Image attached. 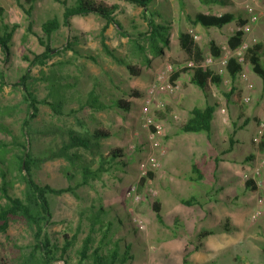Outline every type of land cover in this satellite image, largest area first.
<instances>
[{"label": "rangeland", "instance_id": "374dc122", "mask_svg": "<svg viewBox=\"0 0 264 264\" xmlns=\"http://www.w3.org/2000/svg\"><path fill=\"white\" fill-rule=\"evenodd\" d=\"M59 1L67 4L73 2ZM105 1L119 6L116 19L127 35L135 36L145 31L146 23L140 8L126 0ZM227 1L229 4L219 5L202 0H155L150 9L160 15L159 19L155 18L157 23L168 24V44L162 48L161 55L151 58L147 65L132 59V64L140 70V76L134 78L102 51L100 30L104 21L100 18L94 15L72 18L70 27L60 25L53 34L50 45L52 58L44 72L55 73L62 80L60 83H81L79 90L82 93L97 82L104 94L119 97L122 89H131L138 91L141 98L131 99L134 106L125 116L113 110L104 113L87 110L77 114L90 129H105L112 133L110 138L102 141V154L107 156L110 151L122 150L121 160L126 164L114 167L110 173L103 174L101 180L78 189L76 197L64 194L53 198L51 233L70 236L77 228L79 214L88 211L92 204L102 203L112 209V215H128V221L116 238L122 237L126 243L132 244L133 259L130 264H183L184 258L186 264H264V206L258 203L259 199H264V165H260L263 153L253 142L259 124L264 123V85L261 80L246 66L245 81L240 79L243 95L239 104L227 102L216 88L206 98L190 84L189 76L185 73L180 75L172 91H160L156 87L160 83L168 85L171 73L189 64L187 56L178 46L179 32H189L194 36L203 51L202 64L213 57L209 52L210 41H214L222 53L228 48L227 39L237 30V25L232 23L222 29L207 30L192 23L196 13L221 15L232 12L247 19V9L252 8L257 21L251 25L246 39H264V28L261 27L264 23V0ZM1 9L5 22L19 26L11 43V58L2 66L7 83H14L27 67L23 56L32 59V54L43 51L37 38L42 36L41 24L54 17L60 20L63 8L55 0H37L32 16L33 34L29 35L25 44L20 42L26 26L22 12L13 0H0ZM67 41L72 43L73 50L64 49ZM105 43L117 56H130L127 37L112 25L105 31ZM66 60L69 64L58 65V62L65 63ZM208 68L214 71L216 63ZM36 72V67L31 68L33 75ZM229 82L230 85L227 84ZM248 84L253 85L252 90L246 88ZM231 85L230 78L226 74L222 76V90L227 93ZM66 92L70 95L75 89ZM45 95L44 85L41 84L38 96L41 99ZM246 95L250 96L248 102L243 101ZM20 100L19 91L9 86L0 94V105H14ZM146 100H150L151 127L145 125L141 114ZM213 101L219 103L217 109H224L225 114H221L220 128L215 124L211 127L208 133L210 140L203 132L183 135L179 125L184 123L190 110L204 108ZM69 107L74 109L76 105L73 103ZM19 108L23 110V106ZM176 111L180 112V117ZM23 116V112H18L7 118L6 123L18 132ZM222 118H225L224 122ZM246 119L248 123L242 126ZM152 127L156 132L151 130ZM68 129L81 131L72 115L53 117L48 107L40 106L39 115L32 122L30 131L33 151L47 156ZM229 137L237 142L229 153L234 159L221 164L225 156L223 152L229 146ZM244 156L248 161H243ZM150 157L155 158L158 167L147 171L151 177L140 187V178L147 174L142 173L140 166L146 164ZM88 158L92 162L99 160L98 154H88ZM193 165L200 171V181L191 180L195 177L191 173ZM65 166L62 160L47 161L37 173V180L55 188L66 187L67 182L60 173ZM240 176H243V182L248 179L253 181L257 192L245 190L242 184L238 186ZM21 189L18 182L13 192L19 195ZM189 197H195L201 206L186 207L180 204V198ZM155 202L160 203L163 224L157 222L152 210ZM226 221L228 232L223 231ZM202 229H212L214 234L205 238L203 246L196 251V234ZM83 236L80 234L79 240ZM1 241L28 245L31 237L23 227L15 225ZM78 246V243L75 244L68 252V264L75 263ZM56 264L64 263L59 261Z\"/></svg>", "mask_w": 264, "mask_h": 264}, {"label": "trees", "instance_id": "16d2710c", "mask_svg": "<svg viewBox=\"0 0 264 264\" xmlns=\"http://www.w3.org/2000/svg\"><path fill=\"white\" fill-rule=\"evenodd\" d=\"M16 6L24 15L26 26L20 39L25 44L33 27V10L37 0H13ZM62 5L60 20L57 17L45 20L41 26V37L38 38L39 45L43 48L40 54H32V59L23 56L27 62L26 69L17 77L14 83H7L6 75L2 66L7 64L11 58V43L13 36L19 26L5 22L2 17L3 10H0V94L3 89L9 86L18 90L21 100L14 105H0V264H56L62 261L68 264L67 254L75 246L76 260L74 264H130L133 259L132 244L126 243L122 237H117L124 223L128 221V215H112V209L102 203L92 204L88 211L79 214L77 228L69 236L68 234H53L50 232L51 219L53 217L52 199L64 194L77 196V190L88 187L94 181L101 180L103 174L110 173L114 167L125 166L122 150L110 151L107 156L103 155L102 141L112 136V133L105 129H90L88 125L78 118L79 113L91 111L92 113H104L113 110L120 116H125L132 111L134 106L131 99L141 98L138 91L128 89L121 90L119 97L102 93L99 83L91 84L88 91L82 93L79 90L81 83H60L62 80L55 73L44 72L52 58L51 38L59 29L60 25L70 27V21L75 17H87L94 15L104 21L100 30V45L102 51L110 57L117 65L125 68L129 76L139 77L140 70L132 64V59H138L142 65L150 63V59L161 55L162 48L168 44L169 26L167 23H157L155 18H160L157 12H152L150 5L155 0H126L128 3L141 9L144 15L146 29L135 36L127 35L121 23L116 19L119 6L107 3L105 0H73L71 4L65 1L55 0ZM204 3L219 5L229 4L227 0H202ZM247 19L232 12L221 15L196 13L192 23L205 29H222L224 26L235 23L241 28ZM112 25L122 36L127 37L129 57L123 58L105 43V31ZM178 46L187 56L193 67H185L180 71L172 72L169 83H175L182 73L189 76L190 84L197 87L206 98H209L212 89L216 88L227 102L239 104L242 101L243 90L241 87L240 73L243 65L251 68L252 72L261 80L264 85V44L259 43L251 46L244 54L243 65L237 63L235 58H230L226 66V75L232 81L231 88L224 92L221 88L222 77L209 68H203L204 55L201 47L195 41L194 36L189 32L178 33ZM243 33L236 30L227 39V46L235 50L242 42ZM65 50H73L72 43H66ZM211 56L217 58L221 55V49L214 41L209 42ZM75 54H78L75 52ZM88 59L94 61L92 57ZM67 62V63H66ZM68 60L58 62L64 66ZM36 67V74L31 73V68ZM48 68V67H47ZM60 81V82H59ZM43 84L46 91L44 98H39L38 87ZM75 89V92L67 94V90ZM119 89V88H117ZM75 104L76 108L69 107ZM23 106V110L19 107ZM40 106L50 109L53 117L72 115L80 132L68 129L61 140L55 143L53 150L47 156L36 154L31 144V125L39 115ZM219 103L213 101L206 104L204 108H193L190 117L179 125L182 133L195 134L206 133L210 140L209 131L215 110ZM68 108V111L65 109ZM23 112L18 132H15L11 125L6 123L17 113ZM242 116V113L240 114ZM248 123V119L242 126ZM236 126L235 124L233 125ZM241 126V127H242ZM241 129V128H240ZM151 130L155 132L152 127ZM239 130V129H238ZM236 132H234L235 134ZM237 144L230 139L229 146L223 154L232 151V146ZM259 150L264 152V139L257 145ZM12 153V154H11ZM42 154V153H41ZM88 154H98V161L92 162ZM62 160L66 166L61 170V175L67 182L63 188H55L49 184H42L37 180V173L47 161ZM192 174H195L192 181H200L202 176L199 169L193 165ZM139 180V186H144L148 178ZM21 185L19 195L13 190L16 183ZM246 190L256 193L257 189L253 181L247 180L244 183ZM181 205L186 207L201 206L195 197L179 199ZM152 210L159 224H163L160 203L152 204ZM227 221L223 231L228 232ZM15 225L23 227L31 237V243L20 245L15 241L3 243L2 238L7 237L8 231ZM82 229H84L83 232ZM83 234L79 240V235ZM214 234L212 229H202L196 234L195 250H199L202 241ZM183 264H186L185 258Z\"/></svg>", "mask_w": 264, "mask_h": 264}, {"label": "built area", "instance_id": "2783aa9c", "mask_svg": "<svg viewBox=\"0 0 264 264\" xmlns=\"http://www.w3.org/2000/svg\"><path fill=\"white\" fill-rule=\"evenodd\" d=\"M256 21H257V17L255 16L253 9L248 8L247 9V21H246V23L241 28H237V30H241L243 33V38H242V42L240 43V45L235 50H230L229 48H227L225 50V52L224 53L221 52V55L217 58L209 57L208 59H206L204 64H201V66L203 68H208V67H212L216 63V69L214 71L217 75L222 77L226 74L225 69H226V66H227L230 58H235L238 64L243 65L245 52L253 45H256L259 43L264 44V39H258L256 37L246 39V35L248 33H250L251 25L254 24ZM193 66H194L193 63H191V62L188 64V67H193ZM245 68H246V66L243 65V69H242L240 76H239L240 79H242L243 81H245V78H246L245 73H244ZM170 72H172V71H170ZM227 84L230 85L231 83L229 82ZM156 87H157V90H160V91H172L173 87L176 88V86H173L170 83L168 85H165V86L162 85V83H160V85H158ZM156 87H155V85L152 86V88L154 90L156 89ZM246 88L248 90H252L253 85L248 84L246 86ZM249 99H250L249 95H246L243 97L244 102H248ZM149 108H150V100L144 101V105L141 108V114L143 116V119L145 121V125L147 127H151V125H152V121L149 117V115H150ZM220 114H225V110L221 109ZM155 132H156V130H155ZM263 139H264V123H260L259 127H258L257 134L253 138V142L256 145H258L260 143V141ZM155 145L157 146V144H155ZM260 165H264V152H263L262 160L260 161ZM140 167H141L142 173L146 174L148 170L156 169L158 167V162L155 160V158L150 157L148 159L147 163L141 164ZM258 203H259V206H264V199H259ZM257 214H258V212H257ZM255 216H257V215H255Z\"/></svg>", "mask_w": 264, "mask_h": 264}, {"label": "crops", "instance_id": "0c3cea01", "mask_svg": "<svg viewBox=\"0 0 264 264\" xmlns=\"http://www.w3.org/2000/svg\"><path fill=\"white\" fill-rule=\"evenodd\" d=\"M1 18H3V20L5 21V19H4V17H3V14H2V17ZM261 27L262 28H264V23H263V25H261ZM181 107H183V106H181ZM180 107V108H181ZM185 107V106H184ZM193 109V108H192ZM191 109V110H192ZM190 110V111H191ZM176 114L180 117L181 116V114H180V112H178V111H176ZM221 116H223V115H221L220 114V110H218V109H216L215 110V112H214V114H213V118H212V122H211V127H213L214 125L213 124H215L216 125V127H218V128H220L221 127V121H220V118H221ZM190 117V112H189V116H187L186 117V119L184 120V122L188 119ZM222 120H223V122L225 121V118H222ZM187 133H183V135H185V136H189V135H186ZM236 134V133H235ZM171 141V140H170ZM174 142V141H173ZM170 145H172V144H170ZM230 153V152H229ZM229 153H226L225 154V156H224V159L222 160V162H221V164L223 163V164H226V162H229V161H232V159H234L232 156H230V154ZM243 161H248V158L247 157H243ZM243 164H245V163H243ZM230 170V169H229ZM240 170H242L243 171V169L241 168ZM252 171V169H250V172ZM244 176V175H243ZM243 176H240V177H238L239 178V181H238V186H241V184L242 185H244V183H245V181L243 182L242 181V178H243ZM245 188V187H244ZM246 190V189H245Z\"/></svg>", "mask_w": 264, "mask_h": 264}]
</instances>
